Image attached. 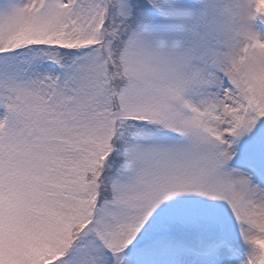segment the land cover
<instances>
[{"label": "snow or ice", "instance_id": "snow-or-ice-1", "mask_svg": "<svg viewBox=\"0 0 264 264\" xmlns=\"http://www.w3.org/2000/svg\"><path fill=\"white\" fill-rule=\"evenodd\" d=\"M0 264H264V0H0Z\"/></svg>", "mask_w": 264, "mask_h": 264}]
</instances>
